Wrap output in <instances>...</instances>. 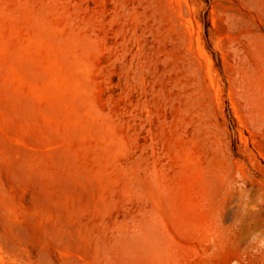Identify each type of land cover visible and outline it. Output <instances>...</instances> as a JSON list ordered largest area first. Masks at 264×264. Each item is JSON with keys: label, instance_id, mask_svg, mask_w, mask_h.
Wrapping results in <instances>:
<instances>
[{"label": "rangeland", "instance_id": "rangeland-1", "mask_svg": "<svg viewBox=\"0 0 264 264\" xmlns=\"http://www.w3.org/2000/svg\"><path fill=\"white\" fill-rule=\"evenodd\" d=\"M0 264H264V0H0Z\"/></svg>", "mask_w": 264, "mask_h": 264}]
</instances>
